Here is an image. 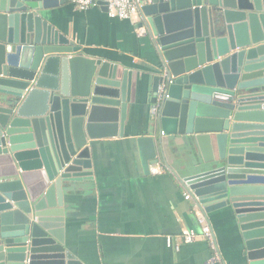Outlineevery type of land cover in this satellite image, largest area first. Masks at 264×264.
Masks as SVG:
<instances>
[{
  "label": "water",
  "instance_id": "1",
  "mask_svg": "<svg viewBox=\"0 0 264 264\" xmlns=\"http://www.w3.org/2000/svg\"><path fill=\"white\" fill-rule=\"evenodd\" d=\"M69 1L0 0V264H83L65 247L64 198L135 101V72L84 55L43 17ZM140 4L151 105L164 86L156 128L199 155L177 178L203 213L229 210L244 264H264V0Z\"/></svg>",
  "mask_w": 264,
  "mask_h": 264
},
{
  "label": "crops",
  "instance_id": "2",
  "mask_svg": "<svg viewBox=\"0 0 264 264\" xmlns=\"http://www.w3.org/2000/svg\"><path fill=\"white\" fill-rule=\"evenodd\" d=\"M75 1L44 11L43 17L84 55L135 72L137 85L124 135L91 142L92 179L64 198L66 249L83 264H244L228 209L204 213L217 253L200 236L190 244L181 241L182 231L198 233L199 225L196 202L184 199L189 193L177 176L191 171L199 155L180 137L162 136L150 115L147 72L154 53L139 27L140 14L119 20L99 6L79 11ZM157 164L164 172L151 175ZM215 254L220 262L213 261Z\"/></svg>",
  "mask_w": 264,
  "mask_h": 264
},
{
  "label": "built area",
  "instance_id": "3",
  "mask_svg": "<svg viewBox=\"0 0 264 264\" xmlns=\"http://www.w3.org/2000/svg\"><path fill=\"white\" fill-rule=\"evenodd\" d=\"M76 8L79 11H85L91 6H97V3H104L106 6V13L108 17L115 18L119 20H131L139 14L140 0H76ZM164 86L160 85L157 92L156 103L150 107V115L154 119L156 117L158 106L163 95ZM162 136L163 134L160 133ZM149 172L151 175H160L164 172V169L161 165H153L150 167ZM185 200H190L191 196L186 194L184 196ZM196 210V221L199 225V232H194L190 230H184L181 233V241L184 244H190L194 242L198 236L203 238L209 248L217 253V244L212 232V229L204 215L201 211V208L196 203L194 205ZM168 245H171V242L168 240ZM213 261L220 262V259L217 257V254L213 257Z\"/></svg>",
  "mask_w": 264,
  "mask_h": 264
}]
</instances>
